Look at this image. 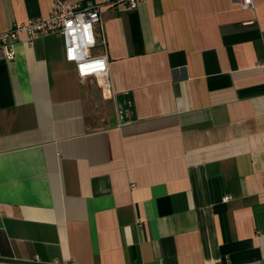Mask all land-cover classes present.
<instances>
[{"label": "crops", "instance_id": "obj_1", "mask_svg": "<svg viewBox=\"0 0 264 264\" xmlns=\"http://www.w3.org/2000/svg\"><path fill=\"white\" fill-rule=\"evenodd\" d=\"M68 1L101 3L110 94L60 35L0 56V264H264V0Z\"/></svg>", "mask_w": 264, "mask_h": 264}, {"label": "built area", "instance_id": "obj_2", "mask_svg": "<svg viewBox=\"0 0 264 264\" xmlns=\"http://www.w3.org/2000/svg\"><path fill=\"white\" fill-rule=\"evenodd\" d=\"M120 1L129 9H134L141 0ZM236 1L243 9L254 7L252 0ZM100 7L101 3L82 8L68 0H53L47 19L29 20L23 24H15L6 31H0V56L9 61L14 59V45L19 32L25 34V41L29 45L40 36L60 35L64 44V58L74 63L78 78L92 77L97 81L102 95L110 94L107 57L91 54L97 45L95 30L100 22ZM229 198L226 196L223 201Z\"/></svg>", "mask_w": 264, "mask_h": 264}]
</instances>
